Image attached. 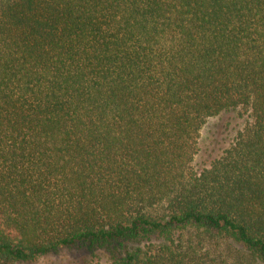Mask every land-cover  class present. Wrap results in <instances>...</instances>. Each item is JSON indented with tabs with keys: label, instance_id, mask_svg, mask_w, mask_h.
Returning a JSON list of instances; mask_svg holds the SVG:
<instances>
[{
	"label": "trees",
	"instance_id": "16d2710c",
	"mask_svg": "<svg viewBox=\"0 0 264 264\" xmlns=\"http://www.w3.org/2000/svg\"><path fill=\"white\" fill-rule=\"evenodd\" d=\"M80 250L264 264V0H0V264Z\"/></svg>",
	"mask_w": 264,
	"mask_h": 264
},
{
	"label": "rangeland",
	"instance_id": "374dc122",
	"mask_svg": "<svg viewBox=\"0 0 264 264\" xmlns=\"http://www.w3.org/2000/svg\"><path fill=\"white\" fill-rule=\"evenodd\" d=\"M239 120L232 114L225 113L207 120L201 130L199 151L194 158V167L199 169L207 166L231 140L240 126ZM104 259V254L99 253ZM16 264H93L88 253L85 251H60L48 254L28 263Z\"/></svg>",
	"mask_w": 264,
	"mask_h": 264
}]
</instances>
